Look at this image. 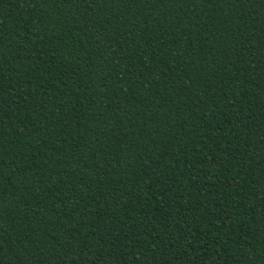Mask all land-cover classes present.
I'll return each instance as SVG.
<instances>
[{
    "label": "trees",
    "instance_id": "1",
    "mask_svg": "<svg viewBox=\"0 0 264 264\" xmlns=\"http://www.w3.org/2000/svg\"><path fill=\"white\" fill-rule=\"evenodd\" d=\"M0 264H264V0H0Z\"/></svg>",
    "mask_w": 264,
    "mask_h": 264
}]
</instances>
